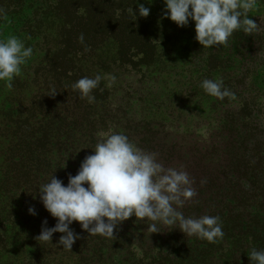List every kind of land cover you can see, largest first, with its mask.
Listing matches in <instances>:
<instances>
[{
  "label": "trees",
  "instance_id": "16d2710c",
  "mask_svg": "<svg viewBox=\"0 0 264 264\" xmlns=\"http://www.w3.org/2000/svg\"><path fill=\"white\" fill-rule=\"evenodd\" d=\"M141 4L150 10L146 18L139 17L142 23L156 10L163 18L158 24L143 23L149 41L169 45L172 54L175 49L195 52L199 43L192 22L177 27L165 18L163 0ZM60 6V0H0V39L15 35L33 48L12 88L0 81V264H250L249 251L264 250V137L244 135L217 149L195 146L189 155L184 150L187 142L177 144L159 125L150 130L146 122L141 123V134L151 131L163 151L158 153L145 137L138 147L157 153L165 167L183 166L197 195L182 211L196 218L219 216L223 238L208 243L171 227L150 234L133 216L117 225L114 238L88 235L73 222L70 228L80 238L71 251L53 246L61 233H54L50 243L36 239L43 221L48 228L57 222L43 207L38 189L52 174L67 185L69 175L77 174L99 142L97 128L106 127L101 110L105 105L97 101L95 89V102L90 104L79 93L62 88V80L70 78L56 61L61 46L68 61L75 53L60 43L61 30L73 28ZM172 37L184 43H177V48ZM112 38L86 49L99 55L114 45ZM81 61L91 62L86 54ZM53 90L57 94L52 95ZM202 179L206 184L201 185ZM30 207L35 215L29 214Z\"/></svg>",
  "mask_w": 264,
  "mask_h": 264
},
{
  "label": "rangeland",
  "instance_id": "374dc122",
  "mask_svg": "<svg viewBox=\"0 0 264 264\" xmlns=\"http://www.w3.org/2000/svg\"><path fill=\"white\" fill-rule=\"evenodd\" d=\"M60 1L67 24L73 25L61 30L60 43L75 53L74 60L68 61L61 46L56 61L70 78L62 80V88L78 94L72 85L80 78L102 76L94 90L97 101L105 105L101 110L106 127L97 128L99 141L112 132H122L137 146L143 145L145 137L158 153L163 151L155 145L151 131L141 134L145 122L150 130L159 125L177 144L187 142L184 150L189 155L195 146L217 149L244 135L264 137V0H258L248 13L260 31L248 35L238 30L226 45L206 50L199 45L194 53L186 54L179 49L172 54L169 45L148 40L143 23L158 24L163 18H158L156 10L142 23L138 13L135 17L129 11L133 8L136 13L144 0ZM148 2L156 5L162 0ZM81 34L83 43L78 40ZM107 36L115 43L103 53L86 49ZM170 40L177 48V43H184ZM84 54L95 66L78 62ZM204 79H222L235 98L219 100L207 95L200 87Z\"/></svg>",
  "mask_w": 264,
  "mask_h": 264
},
{
  "label": "clouds",
  "instance_id": "9594fccd",
  "mask_svg": "<svg viewBox=\"0 0 264 264\" xmlns=\"http://www.w3.org/2000/svg\"><path fill=\"white\" fill-rule=\"evenodd\" d=\"M258 0H164L165 18L177 27L194 24V39L203 48L226 45L236 31L251 35L260 31L248 13L257 7ZM129 11L136 17L146 18L149 8L143 4ZM84 42V35L78 37ZM33 55V48L26 47L15 35L0 39V81L12 88L13 79L22 71ZM102 79L82 77L72 85L81 99L95 102L92 95ZM115 76L111 77L114 82ZM202 90L219 100L235 98V94L224 86L222 79H204ZM53 90L52 95H55ZM65 166V164H64ZM206 179L200 181L206 184ZM187 171L165 167L158 160V154L147 152L132 142L122 132H112L100 140L92 154L81 162L75 176L69 175L67 185L51 175L47 183L38 189L39 199L45 210L56 219L54 227L48 228L47 220L42 222L41 242L50 243L54 233H61L57 245L71 251L79 235L70 225L77 222L88 235L114 238L117 225L135 217L143 221L146 232L161 233L169 227L179 229L184 236L196 237L208 243H215L224 236L219 216L202 215L198 218L185 216V204L193 200L197 191ZM35 215V209H28ZM163 228V231H162ZM250 264H264V250L252 248L248 253Z\"/></svg>",
  "mask_w": 264,
  "mask_h": 264
}]
</instances>
